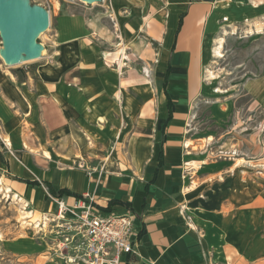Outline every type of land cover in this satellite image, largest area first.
<instances>
[{"label": "crops", "instance_id": "1", "mask_svg": "<svg viewBox=\"0 0 264 264\" xmlns=\"http://www.w3.org/2000/svg\"><path fill=\"white\" fill-rule=\"evenodd\" d=\"M227 1L228 7L223 8ZM115 2L120 12L117 38L105 25L104 16L95 13L88 15V19L66 16L60 20V48L37 64L36 81L27 73V79L20 82L16 75L12 77L0 68V118L9 125L16 118L15 113H25L36 104L48 130L73 145L66 155L71 156L76 146L78 155L84 156L94 152L93 141L88 143L91 138L85 139L86 134L70 122L72 117L84 120L87 115L88 121L102 127L100 118L106 110L113 115L120 103L130 116H137L136 125L128 136L119 137L127 140L126 149L115 147L109 152V159L101 163L109 173L108 186L119 189H108L107 185L98 189L94 184L98 174L89 176L91 185L83 177L82 190L75 186L76 191L55 187L50 181L45 184L81 196L86 191H95L100 209L136 214L137 254L126 258L123 264H264V231L261 233L260 226L256 227L250 219L259 216L264 207L261 182L244 177L245 171L237 170L221 184L227 193L226 205L219 207L213 199L201 202L200 194L205 188L210 189L211 184L188 182L185 172L199 162L192 159L194 155L184 145L188 140L185 131L192 103L204 92L206 40L215 27L223 26L222 22L236 24L238 20H248L243 28L264 27V0ZM255 3L259 8L251 7ZM138 30L144 32L146 39H137ZM104 55L105 59H111V64L104 61ZM118 55H123L130 68L139 60L145 61L146 66L151 64L154 84L128 69L122 77L121 67L118 68L122 59ZM244 91L254 107L264 110V74L247 80ZM157 129L161 131L158 135L154 132ZM195 157L203 158L200 154ZM44 158L52 160L49 153ZM115 164L124 167L131 180L123 172L116 177L112 171L117 170ZM228 164L232 162L222 161L204 169L210 171L212 167ZM67 174L70 178H81L77 173L67 171ZM126 180L131 183L126 184ZM123 186L130 189L124 190ZM253 188L257 195L252 194ZM101 191L103 194L99 195ZM56 197L64 198L68 204L76 199L68 195ZM115 201L119 203L111 206ZM184 205L194 227H198L197 220L205 221L204 227L208 229L203 236L205 240L198 238L196 230L188 231L184 226L185 220L179 214L180 206ZM200 205L202 211L198 212ZM52 207L50 202L41 216H51Z\"/></svg>", "mask_w": 264, "mask_h": 264}, {"label": "rangeland", "instance_id": "2", "mask_svg": "<svg viewBox=\"0 0 264 264\" xmlns=\"http://www.w3.org/2000/svg\"><path fill=\"white\" fill-rule=\"evenodd\" d=\"M242 1L245 0H236ZM30 2L45 8L49 13V28L38 39L44 47L42 58L9 67L0 56V68L12 77L16 75L20 82L27 79V73L36 81L37 64L54 55L60 48V20L66 16L76 15L83 18L87 16L88 19L91 13L99 14L104 16V23L106 26L109 25L113 37L117 38L120 35V28L117 27L120 12L116 9L115 0H103L93 5L79 0H30ZM225 7H228V1L225 2L223 8ZM231 8H234L232 4ZM238 12L242 11L238 9ZM236 22V24L222 22L223 26L215 27L206 40L205 49L209 45L214 49L219 39L223 38L221 50L223 57L216 58L212 52L205 61L204 92L192 103L185 131L188 140L184 145L186 143L187 150L194 155L192 159L199 162L192 165V170L185 172L188 182L192 184L194 181L199 184L203 181L204 184H211L210 189L203 190L198 200L205 202L213 199L219 207L228 202L227 193L221 184L237 170L241 171L240 173L245 171L244 177L249 176L252 180L261 182L260 193L263 192L264 198V110L254 107L252 99L244 91V83L247 80L264 74V27L262 26L258 32L257 27L243 28L248 20ZM136 36L137 39H146L141 30L137 31ZM141 41L143 40H139ZM142 44L146 45L143 42ZM119 57L120 55L117 56ZM103 58L111 64V59H105V55ZM120 58L122 59L123 55ZM135 62L130 68L122 59L118 63V68L121 67L120 75L124 77V70L128 69L147 77L154 84V69L151 64L146 66V62L142 60ZM209 73H212L215 79L211 80ZM41 113V108L35 104L25 113H15L16 118L10 121L9 125L0 118V264H65L57 255L58 243L63 239L56 235L59 229L55 227L57 221L54 219L58 212V204L54 199L56 196L49 193L45 182L50 181L55 187H70L76 191L74 186L82 190L83 177L88 178L91 185L89 176L98 174L99 178L96 177L97 182H94L96 187L99 189L108 186L109 173L101 163L109 159V152L115 147L126 149L127 140H120L119 137L124 134L128 136L133 131L137 119L136 115L130 116L120 103L113 115H108L106 110L104 117L107 118H100L102 127L88 121L87 115L84 120L72 117L70 122L86 134L85 139L91 138L88 143L92 144L93 141L91 148L94 152L80 156L75 146V152L70 156L66 155V152L68 148L73 147L71 142L49 131L42 123ZM154 132L157 135L161 133L159 129ZM45 153L51 154L52 160H46ZM198 154L203 158L195 157ZM222 161H229L232 164L221 168L212 167L213 170L210 171L204 169L218 166ZM115 168L117 170L112 171L116 177H121L120 172H123L125 177L131 180L129 172L124 167L121 169L120 165L115 164ZM67 171L77 173L81 178H70ZM23 180L38 181L40 187L32 188L23 183ZM127 183L131 182L126 180ZM111 188L119 189L108 186V189ZM122 189L130 188L123 186ZM251 192L255 195L258 193L254 188ZM100 194H103L102 191ZM84 195H89L97 204L98 197L95 191H86ZM50 202L53 205L51 216H47L48 218L41 216L40 213L50 207ZM184 207L185 205L180 206L179 209L181 218L185 220L184 226L188 231L196 230L198 238L204 239L205 232H208L204 227L205 221L197 220L195 225L198 227H194L193 218ZM196 211L201 212L202 206L200 205ZM260 213L259 216H250V219L252 223H256V227L260 226L262 233L264 207Z\"/></svg>", "mask_w": 264, "mask_h": 264}, {"label": "built area", "instance_id": "3", "mask_svg": "<svg viewBox=\"0 0 264 264\" xmlns=\"http://www.w3.org/2000/svg\"><path fill=\"white\" fill-rule=\"evenodd\" d=\"M54 199L56 235L63 238L57 255L65 264H123L137 254V217L132 212L104 211L89 195L76 198L73 204Z\"/></svg>", "mask_w": 264, "mask_h": 264}, {"label": "water", "instance_id": "4", "mask_svg": "<svg viewBox=\"0 0 264 264\" xmlns=\"http://www.w3.org/2000/svg\"><path fill=\"white\" fill-rule=\"evenodd\" d=\"M88 5L103 0H79ZM213 2L214 0H204ZM50 24L48 11L30 0H0V56L5 64L14 67L42 58L44 47L38 42Z\"/></svg>", "mask_w": 264, "mask_h": 264}, {"label": "trees", "instance_id": "5", "mask_svg": "<svg viewBox=\"0 0 264 264\" xmlns=\"http://www.w3.org/2000/svg\"><path fill=\"white\" fill-rule=\"evenodd\" d=\"M166 82H167V78L165 80V83H164V86L166 85ZM168 109H169V112H170V117H171V101L169 100V103H168ZM169 119L168 121L166 122V125H168L169 123ZM162 165V162L160 161V166ZM22 182V180H20ZM23 183H26V184H29V185H32V186H38L40 185V183L38 181H29V180H23ZM46 186L50 192L51 195L53 196H57V195H68V196H74L76 198H81L82 196L81 195H78V194H75V193H72L71 191L67 190V189H63V190H60V191H57L56 189H54L50 184L46 183ZM119 202H112L111 206L117 204ZM111 206L108 208V210H111ZM126 206L128 208H130V206L128 204H126Z\"/></svg>", "mask_w": 264, "mask_h": 264}, {"label": "bare ground", "instance_id": "6", "mask_svg": "<svg viewBox=\"0 0 264 264\" xmlns=\"http://www.w3.org/2000/svg\"><path fill=\"white\" fill-rule=\"evenodd\" d=\"M224 6V5H223ZM222 6V7H223ZM251 7L252 8H254V9H257V8H259L258 6H257V4L255 3V4H253V5H251ZM227 19V18H226ZM263 20V19H262ZM262 23V22H261ZM261 28H262V25L261 26H257V31L258 32H260L261 31ZM223 44H224V39L223 38H221V39H219V41H218V43H217V46H216V48H214V49H212V47L209 45L208 46V48L206 49V54H207V56H209V54H211L212 52H213V54H214V56L216 57V58H222L223 57V54H222V48H223ZM212 50V51H211ZM210 74V79L211 80H213V74L212 73H209ZM208 77V78H209ZM215 79V78H214ZM207 82V81H206ZM220 91H216V93H219ZM30 216H27V218H29Z\"/></svg>", "mask_w": 264, "mask_h": 264}]
</instances>
